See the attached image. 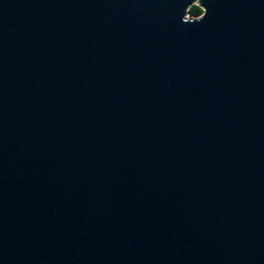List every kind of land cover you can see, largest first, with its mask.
<instances>
[{
	"label": "water",
	"instance_id": "1",
	"mask_svg": "<svg viewBox=\"0 0 264 264\" xmlns=\"http://www.w3.org/2000/svg\"><path fill=\"white\" fill-rule=\"evenodd\" d=\"M0 264H264V0H0Z\"/></svg>",
	"mask_w": 264,
	"mask_h": 264
},
{
	"label": "trees",
	"instance_id": "2",
	"mask_svg": "<svg viewBox=\"0 0 264 264\" xmlns=\"http://www.w3.org/2000/svg\"><path fill=\"white\" fill-rule=\"evenodd\" d=\"M188 13L191 17H198L201 15L202 10L198 6L193 5L189 8Z\"/></svg>",
	"mask_w": 264,
	"mask_h": 264
},
{
	"label": "rangeland",
	"instance_id": "3",
	"mask_svg": "<svg viewBox=\"0 0 264 264\" xmlns=\"http://www.w3.org/2000/svg\"><path fill=\"white\" fill-rule=\"evenodd\" d=\"M187 16L191 18V16H190V15H187Z\"/></svg>",
	"mask_w": 264,
	"mask_h": 264
}]
</instances>
